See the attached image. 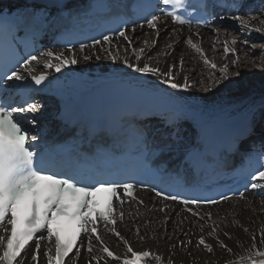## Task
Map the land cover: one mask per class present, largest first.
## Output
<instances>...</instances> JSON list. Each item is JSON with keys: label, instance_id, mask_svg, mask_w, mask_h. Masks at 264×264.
<instances>
[{"label": "bare ground", "instance_id": "bare-ground-1", "mask_svg": "<svg viewBox=\"0 0 264 264\" xmlns=\"http://www.w3.org/2000/svg\"><path fill=\"white\" fill-rule=\"evenodd\" d=\"M254 1L257 3L262 1L264 5V0ZM231 17V15L227 16V19L224 20L220 18L218 23L220 26H224V23H232L240 29V33L248 37L263 38L261 45L252 50H245L246 43L238 42L232 45L233 39L225 36L222 29L177 28L170 26L168 21H162L157 23V29L145 25L126 31V35L132 40L131 46L123 38L114 37L110 44L103 43L76 53L68 52L65 56L69 58L75 56L77 63L66 64L60 71H56L54 67L51 68L54 69L52 76L68 77L69 75L86 84H97L108 78L137 80L136 82L132 81L131 85L147 82L160 91H172L185 99L205 102L210 105L230 104L232 115L240 114L243 117V113L247 112L255 97L264 96V52L262 51L264 50V23H262L264 19H260L254 14L241 16L248 21L247 27L253 29V31H242L239 22H234ZM254 29H260V31H254ZM157 31L160 33L158 39ZM154 39L157 40V43L155 47H152ZM189 39L202 49L204 55H201V52L188 43ZM144 41L148 43L145 44ZM182 41L188 46H184ZM225 41L229 43V47L236 48V55L224 53ZM168 44L174 45V48L166 47ZM133 48L136 50L145 49V53L139 61L133 55ZM109 52L117 58L112 59L108 55ZM257 52L262 55V61H258L259 57H251ZM86 55L90 56V59L85 60L84 56ZM229 55L233 58L232 62L237 59V56L239 57V63L234 66L237 68L235 71H231L233 67L229 62L231 58L227 57ZM181 58L184 62L183 67L180 64ZM205 59L209 63L206 64ZM125 60L128 63H125ZM45 61L52 64L58 62L54 58H47ZM145 62H148L152 67H159L161 71H167L168 65H174L173 82L183 84L185 77H187L189 87L172 88L170 84L164 83L165 77L141 73L136 71L134 67H130V65L143 67ZM241 62L242 66H239ZM212 63L216 64L215 69L211 67ZM225 65H228V79H224L219 71ZM245 67L248 71L242 70ZM39 72H47V68L41 69ZM217 81L220 83L217 84ZM42 105L45 106L46 111H55L56 107L59 106V104L44 101ZM51 114L54 113L51 112L49 115ZM252 116H255L254 112L251 114L250 121H253ZM202 121L198 118L186 117L185 120L182 119L178 122L181 126V133L177 138L179 140L178 146L184 145L182 143L187 142L192 135L194 137L196 128L203 124ZM47 127L50 130L53 129V125H47ZM260 184L264 185V181H261ZM256 190L260 191L257 197L248 194L243 199L227 201L217 208H210L202 212L191 207H177L172 203L153 202L149 197H144L142 198L143 203H123L121 205L120 211L124 215L122 219L117 218L115 227L135 251L149 250L160 255L161 258L173 259L174 261L181 259L184 264H205L207 260H212L215 264H225V261H231L233 264H250L248 259L241 262L237 258L249 255L253 236L256 237L257 247L264 251V242H261L260 237V232L264 229V187H258ZM162 208L165 211H160ZM188 208H191L192 211H188ZM208 213L211 214L210 217L207 215ZM166 216L169 217L167 221L165 220ZM217 226L219 228L218 236H209L208 233ZM112 227L111 225H103L98 234L102 237L104 244L114 253L121 257L125 255L130 257L131 254L126 252L123 241L109 231ZM137 229L139 230L138 233ZM244 229H248V231L245 232ZM225 232L229 233L230 239L224 235ZM2 234L3 232L0 230V235ZM200 235L205 236L206 242L213 244V253H207L202 246L197 247L196 241ZM90 239L93 248L91 254L87 251ZM188 240H191L192 244L187 248L182 247L180 242H187ZM218 240H223L228 247L233 249L235 255L221 250L218 246ZM29 245L30 247H26L28 254L24 257L22 264H47V258L43 256V251L50 250L51 253L53 252L51 242L42 241V249L38 253V260L35 262L31 260V253L36 251L35 242ZM173 245L175 248L172 247ZM101 247L99 241H96L94 237H89L81 247L82 255L79 258L74 256L75 251L69 256L76 260V264H88L89 261L91 264L116 263L111 258L106 257V254L101 251ZM92 256H103L105 259L97 262L91 260ZM253 258L261 259L255 256ZM66 260V264H73V260ZM154 261L155 259L149 257L144 264H153Z\"/></svg>", "mask_w": 264, "mask_h": 264}, {"label": "snow or ice", "instance_id": "snow-or-ice-1", "mask_svg": "<svg viewBox=\"0 0 264 264\" xmlns=\"http://www.w3.org/2000/svg\"><path fill=\"white\" fill-rule=\"evenodd\" d=\"M162 4L165 6H171L172 11L165 12L164 15L170 16L173 23H179L181 25L185 23H190V21L185 20L181 14H178L175 9L184 6V0H161ZM163 11V10H162ZM222 20L227 19V17H222ZM234 22H239V26L242 31H253L247 27L248 21L241 16L231 17ZM160 17L157 15H152L150 19H147V25L152 29H157V22ZM264 23V21H262ZM254 31H260V29H254ZM159 31H157L156 36L159 38ZM118 36L123 38L129 46L132 44L131 38L126 35L125 31L121 30ZM103 42L110 44L111 40L108 35L102 37ZM100 40H93V45L100 44ZM147 44V41H144ZM157 40L152 41V47H155ZM188 43L195 48L197 51L204 55L201 48L193 44L191 39ZM238 41L233 39L231 41L232 45L237 44ZM84 45H80L81 51L84 50ZM168 48H174V45H166ZM133 55L139 61L145 53V49L141 48L136 50L133 48ZM264 51V50H262ZM224 53L227 55L229 53L236 55L237 50L235 47H229V43L225 41ZM108 55L112 59L117 57L111 52ZM247 55V54H246ZM49 58H54L58 61L52 64L48 61L44 62L45 68H55L56 71H60L62 67L66 64H75L77 60L75 56L69 58L65 56L64 53H55L53 51L47 52ZM85 60L90 59V56H84ZM40 63L38 57L29 56L27 60L24 61L21 66L26 71H31V62ZM206 64L209 63L207 59L204 61ZM125 63H128L125 60ZM183 58L180 59L181 67H183ZM239 63V57L233 60L232 64L235 66ZM134 67L136 71L161 75L165 77L164 83H168L172 88H188L187 77H185V83L180 84L173 82V69L174 65H168L167 71H161L159 67H152L148 62H145L143 67H137L136 65H130ZM211 67L216 68V64L212 63ZM220 73L223 75L224 79H228V65L220 68ZM46 78V74L42 73L39 76H33L32 79L37 85L41 84ZM9 80H23L24 76L21 75L19 71H12L11 75L8 76ZM220 81H217L219 84ZM37 105L30 104L27 109L24 107H12L9 103L0 100V230L4 234L0 235V264H22L24 257L27 256L26 246H29V241L35 242V249L31 253V260H38V253L42 249V241L47 240L49 242L53 241L55 246V255L53 256L50 250H44L43 256L47 258V264H66V258L68 260H73V264H76V260L69 253L73 251L74 246L77 243V237H80L81 232L85 235L92 236L96 233L94 239L99 241L102 245L101 251L106 254L107 258H111L116 264H144L147 258L152 257L158 264L161 262V256L155 254L149 250L135 251L129 245L128 241L120 235L116 230L115 224L117 223V218H123L124 213L121 211L118 216L114 214V208L112 199L116 198L117 201L122 205L124 203V198H122L117 189L122 188L125 197L136 200L137 196L134 194V185L131 183L118 184L113 181H97L95 186H78V182H74L72 178H62L57 174H45V170L37 168L34 164L35 153L26 147V142L28 139V133L23 129L20 120L17 118V113H26L36 111ZM29 123L35 124V121H29ZM33 140L36 137H32ZM251 188L256 189L258 187H264L259 181H264V171H257L256 175L251 177ZM155 191V189H153ZM107 193L108 202L106 205V210L97 211L95 205L97 201L92 199L97 193ZM163 193L160 191L156 192V196H162ZM240 197L245 198L243 192L240 193ZM166 200L180 201L184 205H201V204H217L219 201L211 199H191V200H181L178 195H167L164 197ZM229 197L221 196V201L228 200ZM143 203V201H140ZM69 209H74L69 211ZM160 211H165L164 208ZM188 211H192L188 208ZM95 212L96 216L100 221L105 224H112L113 227L109 229L114 233L126 248V252L130 253L131 256L125 255L121 257L119 254L114 253L109 249L107 245L104 244L102 237L98 234L97 221L91 218L92 213ZM209 217L210 213L207 214ZM57 217H66L70 221L75 222L74 230L69 234L62 236L59 229H54L52 223L57 219ZM169 217H165L167 221ZM46 230L47 235H37V233H42ZM245 232L248 229H244ZM139 230L137 229V233ZM219 228L213 227L212 231L208 233L209 236L217 237ZM186 235V234H185ZM225 236L231 238L229 233L225 232ZM261 242H264V229L260 232ZM143 239V237H141ZM181 246L187 248L192 244L191 240L187 242L181 241ZM197 247H203L207 253H213L214 246L206 242L204 235H200L199 239L196 241ZM218 246L221 250L233 253V249L228 247L223 240H218ZM175 248V245L172 246ZM255 250V251H252ZM87 251L89 254L92 253V243L91 239L88 243ZM82 255L81 248L76 247L74 256L79 258ZM191 255V253H189ZM233 255H235L233 253ZM255 257H260L261 259H255ZM105 259V257L92 256L91 260L99 261ZM239 261L248 259L250 264H264V251L257 247L256 237H252V244L249 249V255L247 257L240 256L237 258ZM91 264V261L88 262ZM168 264H174L173 259L168 260ZM205 264H215L212 260L205 261ZM225 264H233L231 261H225Z\"/></svg>", "mask_w": 264, "mask_h": 264}, {"label": "rangeland", "instance_id": "rangeland-1", "mask_svg": "<svg viewBox=\"0 0 264 264\" xmlns=\"http://www.w3.org/2000/svg\"><path fill=\"white\" fill-rule=\"evenodd\" d=\"M246 15L251 16L253 14H250V15L249 14H246ZM254 15L255 16H258L260 19H264V8L263 7L262 8H259V10H257L256 12H254ZM240 16H244V14H242ZM232 17H234V16H232ZM224 26H222L221 28H218V30L219 29L224 30V33L223 34L225 36H227V37H230L231 39H236V40H238V42H244V43H246L245 44V48H244L245 50H252L255 47H257L258 45L260 46L261 45V41H263V38H261V37H248V36L244 35L243 33H240V29L238 27H236L235 25H233L232 23H224ZM214 29L216 30L217 28L214 27L212 30H214ZM182 43L184 44V46H188V44L185 43L184 41H182ZM227 57L231 58V55H229ZM251 57L252 58L259 57L258 61H262L263 60L262 55L261 54H258V52L255 53V54H252ZM232 59L233 58H231L229 60V62L231 63V65L233 67L232 69L231 68L230 69H231V71H235V70H237V68H235L233 66ZM244 65H246V64H244ZM239 66H242V62L239 64ZM242 70L243 71H248V70H246V67H245V69L243 68ZM248 73H251V72H248ZM200 103H202V102H200ZM168 260H169L168 258H162L161 259V262H159V264H168ZM180 263H183L184 264V262L181 259H178L177 261H174V264H180ZM153 264H158V262L155 260L153 262Z\"/></svg>", "mask_w": 264, "mask_h": 264}]
</instances>
